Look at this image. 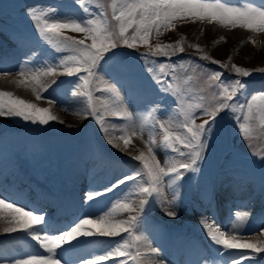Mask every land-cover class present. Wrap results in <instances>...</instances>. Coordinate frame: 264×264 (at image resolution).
Listing matches in <instances>:
<instances>
[{"label":"snow or ice","instance_id":"obj_1","mask_svg":"<svg viewBox=\"0 0 264 264\" xmlns=\"http://www.w3.org/2000/svg\"><path fill=\"white\" fill-rule=\"evenodd\" d=\"M83 4V0H78ZM52 9H42L39 6L31 7L28 15L34 22L37 32L48 44L52 45L57 51L71 52L72 55L59 58V65L63 67L68 76H77L76 87L83 85V94L89 101L93 99L91 86L94 80L100 78L98 69L103 61L106 60L111 50L117 48L118 43L127 48H135L139 45H148L150 36L155 30L159 33L162 29L171 28L177 20H207L215 22L224 27H240L253 32H264V9L245 5L243 7L230 6L221 0H123L119 5H112V18L118 24V30L104 18L101 12L98 17H88L82 22H59L48 19ZM85 13L89 12L84 7ZM129 29H134V35L128 36ZM70 30L73 32L84 33L86 38L91 39L90 45H85L84 40H73L63 37L61 32ZM175 47L171 45H157L156 53H163L170 60L166 49ZM183 51V49H180ZM207 59V57H203ZM144 61L145 70L153 75V78L161 86V90L167 91L171 87L170 73L167 69H175L176 64L160 63L158 66L153 60H149L147 55L140 56ZM178 63L183 64L184 61ZM235 67V66H233ZM157 68L159 75H157ZM235 71L247 77L248 71L235 68ZM56 69L49 68L43 74H55ZM20 76L24 79L22 83L30 85L34 92H37L38 98L41 97L37 91L40 84L39 74L28 75L22 66ZM222 73L213 72L210 79L215 81V87L219 90L213 95L216 101L212 105H193L191 103L185 106L184 100L178 101L179 111L183 117L180 128L183 134L173 135L170 128H166L161 123L160 127L164 131V147L175 153L171 167L162 166L155 155L156 141L149 134L147 141L148 152H141L134 159L141 162L142 168H137L132 174L124 176L117 181L112 188L105 191H114L121 184L128 181H136L133 188L129 191L123 202H117L114 207L128 213H132L125 221L112 222L109 216H100L99 218L85 217L72 225L67 231L60 234L49 235L47 233H31L34 239L46 255L34 254L25 258L17 259L13 264H61L57 257V250L65 244H70L73 240L80 237H117L122 233L133 235L143 212L144 206L148 204L149 198L154 195L160 200L161 207L165 214L173 219L177 215L175 211L176 201L179 199L178 188L174 185L182 180L188 172L198 173L200 164L209 149V142L215 135L217 126V116L225 110L234 113V121L237 124L240 134L248 139L252 132V122L257 120L262 129H264V94L252 95L246 97V85L240 80L224 81L221 79ZM99 90V89H98ZM102 91L110 93L112 100L100 97L104 101V112L115 118L122 119L128 123L119 127V131L114 133V138H118L127 147L130 143V137L143 135V126L138 127L133 116L123 110L120 106V96L115 85H107ZM177 91H179L177 89ZM75 94V92H74ZM245 96L242 102H236L237 96ZM49 103H52L49 100ZM194 109H202L201 116L210 117L203 123H195L198 118L194 114ZM244 113L242 116L238 114ZM91 114L96 116V122L101 130L107 134L108 128L105 126L104 115L96 113L94 106H91ZM0 118H20L25 122L48 125L56 117L49 113L48 109L39 108L32 103L16 98L10 92H0ZM112 143V139H109ZM182 147L178 148L177 145ZM186 150V151H185ZM147 180H144V177ZM167 178V180H166ZM171 192L172 199H168L164 190ZM133 194L141 197L139 207H134L131 203ZM103 193L89 192L85 194V202L94 200ZM0 217L5 218L3 231L7 234L18 231L31 232L32 229L45 223L44 214H36L34 211L27 210L25 207L14 204L0 198ZM210 240L224 251L229 250H248L251 254L264 253V242H249L243 239L239 232L226 233L218 225L203 222ZM264 235V230L261 232ZM136 239H139L137 236ZM151 252L159 254L158 248H151ZM222 254V253H221ZM140 256L139 251L133 253L129 250L128 241L117 242L116 245L102 255H97L91 259H86L81 264H105L110 258L122 257L125 259L116 260V264H128V260H136ZM250 256L246 257L248 259ZM201 264H212L210 260L202 258ZM232 264H244V259H238Z\"/></svg>","mask_w":264,"mask_h":264},{"label":"bare ground","instance_id":"obj_2","mask_svg":"<svg viewBox=\"0 0 264 264\" xmlns=\"http://www.w3.org/2000/svg\"><path fill=\"white\" fill-rule=\"evenodd\" d=\"M238 32H241V30L239 31V29H238ZM262 34L264 35V32H262V33L261 32L254 33L253 36L254 37H259ZM0 59H2L1 56H0ZM19 73L14 74L12 76H8V77H5V78H2V80L0 79V86L8 87V88H10V90L14 91L15 93H18L20 96L30 97V94H33L34 91L32 90V87L30 85L22 83V80L24 78L21 77ZM26 74H28V73H26ZM39 78H40V84L39 85L40 86L44 85L47 80L43 76H39ZM25 99H27V98H25ZM27 100H29V99H27ZM33 104H35V103H33ZM41 105L44 106V107H46V106L47 107H51V104H46V103H43V102H42ZM80 108H81V102L77 99L76 105L73 106L72 109L68 110L66 115H64L65 116L64 118L66 119V121H69L72 124H78L80 122L81 118L79 116L76 117V116L72 115L71 112L73 110H79ZM50 110H51V108H50ZM61 118H60V120H61ZM132 141L134 143V148H135L134 152H135V154L140 155L141 152H144L145 154H147L148 151L144 150L141 147V141L139 139L133 138ZM113 146L115 148H119L118 142L117 141H113ZM127 149H129V148H127ZM228 187H230V185ZM227 189H229V188H227ZM136 202H137V200H135V199L131 201V203L134 206H135ZM65 207H66V210L69 211V212H71L73 210L71 205H65ZM114 207H115L114 205H111L109 207V210H108L107 213H104V212L103 213H95V214H93L92 218H99L100 216L104 215V216H109L110 220L112 222H115L114 220L116 219V217H115L116 215L114 214V212H115L114 211ZM41 209L42 208L40 207L39 210H41ZM124 213H125L126 218L130 216V213H128V212H124ZM162 217L163 218H169V216H167L165 214V212L162 215ZM203 222H205V221L201 220V223H200L201 226H202L203 231H201V230L200 231L205 233V234H207V231H206V228H205V224ZM5 226H6L5 218L4 217H0V235L5 233L3 231ZM241 230H242V227L237 228L234 231L241 232ZM234 231L228 230V233H233ZM34 232H39V230L37 228H34V229L31 230V232H25V233L27 235H29L30 237H32L31 233H34ZM137 236L139 237V239L135 238V242L133 243V245H135V252L139 251L140 256L136 257V260L140 261V263H143V264H144V262L145 263H149V264H162V262L160 261L161 260L160 258L163 257L162 253H159L157 255V254H154V253L151 252L152 245L153 244L155 245L154 239H151V236H147V234L144 231L137 232L136 237ZM85 238H87L88 240L84 244L94 242V243H96V245H102V244L113 245V244H116L117 242H123L125 240H127L128 243L131 242L130 238L125 233H122L120 236H117V237H100V236L80 237L77 240H82V239H85ZM243 239L246 240V241H249V242H256V241L253 240L252 237L251 238H243ZM77 240H73V241H77ZM81 245L85 246L83 244H81ZM166 248H168V244H166ZM145 251H149V252L145 253ZM244 252H245V250H239V252L237 253V256H242L244 254ZM188 253H186L183 250L176 251L175 257H177L179 259V262H178L179 264H191L192 257H191V254L189 253L190 254L189 255ZM120 259H125V258L115 257V263H116V260H120ZM75 264H78V263H75ZM192 264H198V263L194 262Z\"/></svg>","mask_w":264,"mask_h":264},{"label":"rangeland","instance_id":"obj_3","mask_svg":"<svg viewBox=\"0 0 264 264\" xmlns=\"http://www.w3.org/2000/svg\"><path fill=\"white\" fill-rule=\"evenodd\" d=\"M102 2H103V0H102ZM176 22H177V25L173 29L174 32H184V31L187 32V31H189L187 28L191 27L190 24H191L192 21H191V19H189V20H177ZM202 22L206 23L209 26V28H205L204 29V27H203V30L199 31V29H197L198 27H196L195 29H193L191 27L190 28V29H192L191 30V36L194 38V40H198L199 41L200 39H202L204 37V35L206 33L208 35H210V37L212 38L213 37V35L211 34L212 32L214 34H218V33H221L220 31L224 32L223 34H225V36L227 38V41L234 42V41H237V40L249 39L250 42L247 44L249 47L244 49L245 51H244L243 56L241 57L240 61L244 65H247V66H255V65H257L255 67H253L254 69H259L260 66L264 65V35L263 34H262L263 36L261 35L259 37H255L256 39H253L252 38V34L250 33L252 31H250V30L248 31V30H246L244 28L242 29L240 27H236V28L229 27V29H225L224 26H222V25H220L218 23H215V22H208V21H202ZM238 29H239V31L241 30V32H238ZM131 30L132 29H129L128 32H131ZM155 50H156V48H155ZM221 55H223V53H221ZM239 56L240 55H238V57ZM228 66H229V69H231V70L233 69L232 65L228 64ZM263 69H264V67H263ZM35 93L36 92H34L32 95L30 94V97H25L24 96V99L25 98L30 99V100L36 99L35 98ZM27 99H25V100L28 101ZM37 100H38V102H41L39 99H37ZM38 102L36 104L37 106H38ZM48 104H50V103H48ZM49 113L52 116L56 117L55 123H57L59 126L73 128L68 123H66V122H69V121H66V119L64 118L65 116H61V115L58 116L55 113L51 112L50 110H49ZM60 118H61V120H60ZM74 127H75V129L78 128L77 125H75ZM107 136L112 137L115 140H118V138H114V134H112V133H109ZM140 138H142L141 135H140ZM142 140H144V142L147 143V141L145 139L142 138ZM141 147L144 150L148 151L147 146H144L142 142H141ZM127 148L130 149V145H128L127 147L125 145L124 146L120 145L119 151H121V152H125L126 151L128 153L130 151ZM155 155L157 157V161L162 165L163 164V160L161 159V157L159 155H157V154H155ZM168 163H170V162L168 161ZM159 213H161L160 210H159ZM128 264H131V263L128 261Z\"/></svg>","mask_w":264,"mask_h":264}]
</instances>
